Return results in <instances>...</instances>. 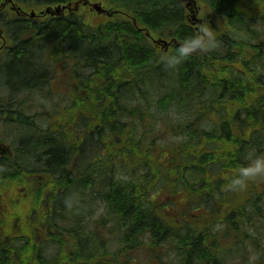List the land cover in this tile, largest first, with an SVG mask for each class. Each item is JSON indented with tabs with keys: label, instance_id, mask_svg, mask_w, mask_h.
I'll return each mask as SVG.
<instances>
[{
	"label": "trees",
	"instance_id": "16d2710c",
	"mask_svg": "<svg viewBox=\"0 0 264 264\" xmlns=\"http://www.w3.org/2000/svg\"><path fill=\"white\" fill-rule=\"evenodd\" d=\"M188 1L195 26L183 0H111V20L40 25L0 64L1 118L22 126L0 155V264L264 261V174L228 187L264 157V5ZM202 27L215 46L166 67ZM61 64L68 90L31 114Z\"/></svg>",
	"mask_w": 264,
	"mask_h": 264
},
{
	"label": "flooded vegetation",
	"instance_id": "af4514ba",
	"mask_svg": "<svg viewBox=\"0 0 264 264\" xmlns=\"http://www.w3.org/2000/svg\"><path fill=\"white\" fill-rule=\"evenodd\" d=\"M260 3L264 5V0ZM95 15L100 19L111 20L115 16L111 0H65L61 3H54V0H0V64L15 60L18 55L17 52L14 53L15 47L20 44L29 47L30 42L33 44V32L38 26L54 24L61 19L81 24L83 16ZM189 19L194 24L193 19ZM55 70V77L57 71H60L66 81V66L61 64ZM34 90H37L36 86ZM50 246L51 243H42L40 248L47 255L56 254L58 251L55 248L59 247L58 244L53 243V247ZM43 251L38 253L42 254Z\"/></svg>",
	"mask_w": 264,
	"mask_h": 264
},
{
	"label": "rangeland",
	"instance_id": "374dc122",
	"mask_svg": "<svg viewBox=\"0 0 264 264\" xmlns=\"http://www.w3.org/2000/svg\"><path fill=\"white\" fill-rule=\"evenodd\" d=\"M185 4V0H183ZM187 1V0H186ZM192 24V23H191ZM196 23L192 24L195 26ZM55 70L54 68H51ZM65 78L62 76V73H59V75L56 77V81L52 80L51 84L45 82V80H40V84L36 86L38 92L32 94L33 92H29V102L31 103L30 106L32 107V110H30L31 114H36L37 109L42 110L43 105H46L47 107L52 106L55 102H58L59 99L57 92H65L68 90V86H66V82L64 81ZM52 89V90H51ZM57 90V91H56ZM36 91V90H35ZM26 92L23 94H20L21 96L25 95ZM44 94L47 95V97H53L52 99H45ZM43 124H40L42 126ZM22 126L18 122L16 118L12 121H7L3 118H1L0 114V155L2 156H8L10 154H14L16 146H17V137L19 134V129ZM164 142L163 143H172L174 139H172L171 136L165 135L163 137ZM17 151V149H16ZM16 156V155H15ZM99 212V209H97L96 213ZM259 256H261L259 253L254 255V260L252 264H264V261H259ZM170 261V259H167Z\"/></svg>",
	"mask_w": 264,
	"mask_h": 264
},
{
	"label": "clouds",
	"instance_id": "9594fccd",
	"mask_svg": "<svg viewBox=\"0 0 264 264\" xmlns=\"http://www.w3.org/2000/svg\"><path fill=\"white\" fill-rule=\"evenodd\" d=\"M203 35H197L186 38L184 42L177 48L176 53L165 58L166 67H174L179 64L182 59L187 58L197 50H204L214 47V41L211 32L207 27H202ZM264 174V157H257L247 166L238 169V175L229 183V188L244 187L248 178Z\"/></svg>",
	"mask_w": 264,
	"mask_h": 264
}]
</instances>
